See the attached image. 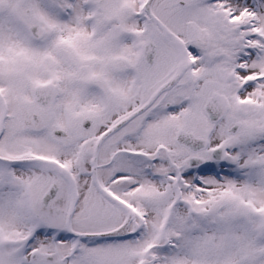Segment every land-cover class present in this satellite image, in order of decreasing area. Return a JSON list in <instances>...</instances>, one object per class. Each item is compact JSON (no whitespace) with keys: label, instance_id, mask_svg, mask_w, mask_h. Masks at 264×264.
<instances>
[{"label":"snow or ice","instance_id":"snow-or-ice-1","mask_svg":"<svg viewBox=\"0 0 264 264\" xmlns=\"http://www.w3.org/2000/svg\"><path fill=\"white\" fill-rule=\"evenodd\" d=\"M0 264H264V0H0Z\"/></svg>","mask_w":264,"mask_h":264}]
</instances>
